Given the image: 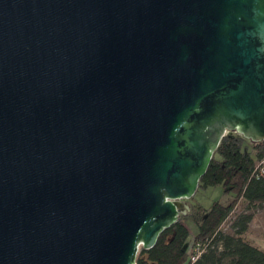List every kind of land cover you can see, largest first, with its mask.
I'll return each instance as SVG.
<instances>
[{
	"label": "water",
	"instance_id": "water-1",
	"mask_svg": "<svg viewBox=\"0 0 264 264\" xmlns=\"http://www.w3.org/2000/svg\"><path fill=\"white\" fill-rule=\"evenodd\" d=\"M227 131L264 139V0H0V264H135Z\"/></svg>",
	"mask_w": 264,
	"mask_h": 264
},
{
	"label": "trees",
	"instance_id": "trees-1",
	"mask_svg": "<svg viewBox=\"0 0 264 264\" xmlns=\"http://www.w3.org/2000/svg\"><path fill=\"white\" fill-rule=\"evenodd\" d=\"M264 161V139L252 142L235 131L222 135L213 151L198 187L222 185L232 193L223 203L215 200L208 209L190 205L187 215L196 223L197 231L190 244L184 247L189 235L181 216L164 228L149 249L139 247L135 264H264V249L246 237L253 218L250 210L264 203V172H259ZM244 206L234 214L230 230H221L223 221L239 203ZM202 246L195 261H190L192 246Z\"/></svg>",
	"mask_w": 264,
	"mask_h": 264
},
{
	"label": "rangeland",
	"instance_id": "rangeland-1",
	"mask_svg": "<svg viewBox=\"0 0 264 264\" xmlns=\"http://www.w3.org/2000/svg\"><path fill=\"white\" fill-rule=\"evenodd\" d=\"M232 193L225 190L222 185H209L206 187H198L193 195L186 199L189 205L199 204L205 209H208L211 203L215 200L220 202H227L231 198ZM244 204L239 203L235 210L227 217L221 224V230L228 231L230 230V223L233 220L234 214L241 210ZM250 210L254 211L253 218L249 223L245 235H250L251 237L256 238L261 243H264V203L251 208ZM181 216V221L187 226L189 230V235L185 241L184 247L187 251L190 250V244L193 239L194 234L197 231L196 223L187 215Z\"/></svg>",
	"mask_w": 264,
	"mask_h": 264
},
{
	"label": "built area",
	"instance_id": "built-area-1",
	"mask_svg": "<svg viewBox=\"0 0 264 264\" xmlns=\"http://www.w3.org/2000/svg\"><path fill=\"white\" fill-rule=\"evenodd\" d=\"M259 172H264V161H261V165L259 167ZM202 250V246L197 242L195 244H193L192 246V253L190 254V261H195L197 259V257L199 256V254L201 253Z\"/></svg>",
	"mask_w": 264,
	"mask_h": 264
},
{
	"label": "crops",
	"instance_id": "crops-1",
	"mask_svg": "<svg viewBox=\"0 0 264 264\" xmlns=\"http://www.w3.org/2000/svg\"><path fill=\"white\" fill-rule=\"evenodd\" d=\"M251 222V221H250ZM247 238H249L250 240H252L255 244L259 245L260 247H262V249H264V243H261L259 240H257L254 237H251L250 235H247Z\"/></svg>",
	"mask_w": 264,
	"mask_h": 264
}]
</instances>
